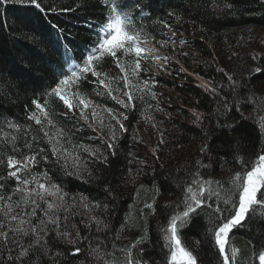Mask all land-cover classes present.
I'll use <instances>...</instances> for the list:
<instances>
[{
    "label": "trees",
    "instance_id": "trees-1",
    "mask_svg": "<svg viewBox=\"0 0 264 264\" xmlns=\"http://www.w3.org/2000/svg\"><path fill=\"white\" fill-rule=\"evenodd\" d=\"M41 2L43 12L29 4L0 5V177L5 178L0 179L3 185L0 195H11L12 201L21 196L13 194L18 181L8 178V172L15 169L7 167V158L12 156L19 161L43 149L37 155V163L17 175L29 180L36 176L41 183H46L37 174L47 172L52 182L67 193L63 202L47 197L49 202L60 205L55 209L61 219L59 230L71 233L70 237L56 240V246L50 248V255L63 253L56 257L58 264H126L128 250L145 235L148 241L142 246L148 254L145 259L163 264L159 230L172 211L167 206L180 197L178 184L189 179L188 174L194 171L192 162L203 159L199 153L202 144L209 143L211 151L209 159L204 160L210 167L201 169V174L210 173L211 178L223 182L224 189L229 186L228 177L239 169L234 154L244 159L254 158L258 147L264 145L258 125L259 118L264 116V0H121L123 10L131 12L134 24L138 30L143 29L147 41H162L170 32L188 36L187 52L195 66L190 67L186 61L188 69L184 73L176 75L172 81L162 80L149 71L152 61L142 57L140 76L138 80L133 78V83L142 85L147 80L156 97L152 99L146 92L127 89L136 97L132 102L134 107L129 109L121 108L104 94L102 86L101 95H96L97 86L92 82L96 78L91 74L81 80L79 90L101 105L97 112L104 124L115 127L118 138L111 149L105 144L107 128H100L99 119L93 122L91 108L87 109L86 122L78 109L69 112L61 101L51 98L52 119L66 133L57 139L73 156H79L82 178L66 174L62 167L64 160L56 162L57 156L52 155V145L40 131V125L28 117L35 111L32 101L43 103L44 94L55 86L64 65L66 48H71L79 58L91 47L95 33L89 24L103 23L107 10L101 0ZM225 3H231L232 8L226 9ZM50 6L56 11H48ZM69 8L73 10L61 11ZM256 66L262 68L260 73L253 71ZM102 69L114 77L123 75L111 58L103 61ZM228 75L235 84L228 80ZM205 82H211L210 87L216 88L218 94L206 90ZM163 85L171 87L177 96L158 98ZM117 86L122 88V81ZM102 108L124 112L128 116L123 121L127 131L121 132L116 121ZM236 108H240L244 119ZM193 111L203 114L199 123L194 122ZM219 121L235 127L219 128ZM45 130L50 135L55 132L50 125ZM161 139L164 144H160ZM26 144H31V149ZM78 146L99 149L108 162L101 163ZM153 149H157L156 156L152 154ZM41 156L47 159L42 160ZM67 171H74L71 158ZM205 178L208 177L205 175ZM20 186L37 187L35 183ZM105 187L111 195L104 191ZM81 196L87 200L82 202ZM31 198L40 203L36 216L30 217L34 225L38 223L37 218L46 219L47 204L34 194ZM3 203L0 201V207ZM96 204L100 206L95 207ZM146 204H151L152 208ZM22 206L25 212L34 207L31 203ZM0 220L6 224L5 231L19 223L7 221L2 213ZM95 220L103 222L99 231ZM206 222L207 216L202 214L181 230L182 239L194 251L198 264H221L222 257L207 233ZM77 231L81 239L75 244L68 243ZM49 237H55V232H49L46 239ZM9 239L26 243L28 238L9 233ZM262 243L264 219L256 217L246 221L244 227L234 229L229 237V244L239 249L236 264H257L252 254ZM76 247L81 251L72 255ZM0 251L8 254L4 249Z\"/></svg>",
    "mask_w": 264,
    "mask_h": 264
},
{
    "label": "snow or ice",
    "instance_id": "snow-or-ice-1",
    "mask_svg": "<svg viewBox=\"0 0 264 264\" xmlns=\"http://www.w3.org/2000/svg\"><path fill=\"white\" fill-rule=\"evenodd\" d=\"M101 2L107 10V15L103 23L96 26L89 24V27L93 28L95 33L92 46L81 53L79 58L73 54L71 48H66L64 65L61 66L55 86L51 87L44 94L46 98L43 99V103L36 99L32 101L35 111L28 117V119L40 125V131L44 133V137L52 145V155L57 156L56 162H59L61 159L64 160L65 163L62 167L66 174L76 175L77 178H82L79 174L80 158L79 156H73L67 148H64L60 144V139H57L58 137H64L66 133L62 128L57 127L55 121L52 119L53 114L50 110L51 98L61 101L69 112L78 109L81 118L86 122L89 119L87 109L91 108L93 122L95 123L99 119L100 128H107L105 144L108 149H111L118 138L115 127L111 124H104L97 112V109L101 108V105L96 104L92 99L88 98L86 93L79 90L81 80L86 79L88 74H91L92 77L96 78L92 81L97 86L96 95H101L99 89L102 86L104 94L114 100L123 109L134 107L132 102L136 99L133 92L127 89L137 90L141 93L146 92L151 95L152 99L156 97V93L151 91L147 80L143 81L142 85L139 82L133 83V78L138 80L140 76L141 58L147 59L145 54L151 51L141 46L142 43L147 41V35L144 34L142 28L137 29L131 12L123 10L121 0H101ZM9 3L29 4L42 12L45 11L41 0H0V5ZM216 6L219 7V5ZM224 7L231 9L232 5L231 3H225ZM72 10L70 8L61 9V11ZM48 11L54 12L56 9L50 6ZM160 23H163V21H160ZM165 27H168V25L165 24ZM153 39L155 38L153 37ZM168 42V40H162L160 43L161 46H164ZM128 56H134L135 58L127 61L124 58ZM106 58L113 60L120 73H123L122 76L114 77L103 71L102 63ZM164 59L167 58L165 57ZM253 59L255 60L256 57L253 56ZM220 71L223 72L224 70L220 69ZM253 71L260 73L262 68L256 66ZM228 80L235 84L231 75H228ZM121 81L122 88L117 86ZM210 85L211 82H205L203 86L206 90L210 89L214 94H218L217 89L210 87ZM124 97L127 99L125 100ZM139 99L142 100L143 95ZM251 99L252 97L250 96L249 100ZM224 107L227 108L228 105L225 104ZM102 111L106 112L112 120L116 121L121 132L127 131L123 121L127 120L128 116L124 112L112 108H102ZM236 111L240 112L241 119H244L240 108H236ZM63 115H67V113H63ZM193 115L196 117L195 123H199L203 118V114L196 111H193ZM49 125L55 129L52 135L49 134V131L45 130ZM258 125L262 138H264V116L259 118ZM153 126L155 127V125ZM217 126L228 130L235 127L234 124L223 121H219ZM160 136L162 137L163 133H160ZM207 138L208 135L206 134L204 137L205 141H207ZM164 143L165 141L161 139L160 144ZM25 146L31 149V144H26ZM78 147H82L83 151L89 152L91 156H96L101 163L106 164L108 162L107 156L100 153L99 149L85 146ZM210 151L209 143H203L199 149V153L203 156V159H197L192 162L194 171L188 174L189 179L181 181L178 184L180 188L179 199L167 206L172 211L167 217L166 224L162 225L159 230L160 239L163 241V264H198L194 251L182 239L181 230L192 221L201 217L202 214L207 216L206 230L214 240L218 253L222 257L221 264H236L239 254V249L229 244L230 233L236 228L244 227L245 222L253 217L264 219V145L258 147L254 158L244 159L238 154H234V159L238 163L239 169L228 177L227 183L229 186L226 189L223 188V182L211 178L210 173L205 174L208 178H205V175L201 174V169H208L210 167L209 163L204 162V160L209 159ZM42 152L43 149L33 155H26L23 161H18L12 156L7 158V167L15 169L8 172V178H16L18 181L13 194L20 193L21 196L19 200L12 201L11 195L7 197L0 195V201L4 202L2 207H0V213L9 222L19 221L18 224L8 227L7 231H5L6 224L4 220H0V249H4L8 253L5 255L4 251H0V264H58L56 257L62 256L63 253L56 252L50 255V248L56 246V240L71 236V233L59 230L61 219L56 215L55 209L60 207V205L54 201L49 202L47 200V197H55L58 201H64L67 193L63 192L60 185L53 183L47 172L37 174L42 176L46 183H41L36 176H32L31 180H29L27 178L21 179L17 175L21 170L28 171L32 165H35L37 163V155H40ZM156 152L157 149H153V156H156ZM112 154L114 155L115 153ZM70 158L74 171H67ZM41 159L46 160L47 156H41ZM88 175L91 176L92 173L88 172ZM0 179L5 178L0 177ZM30 183H35L37 187L28 189L27 187L20 186H27ZM2 188L3 185L0 184V189ZM221 189H223V192ZM104 191L111 195L108 187H105ZM33 194L39 198V201L47 204V208L44 209L46 219L37 218L38 223L34 225L30 217L36 216V210L40 208V203L36 199L31 198ZM80 200L84 202L87 198L81 196ZM29 203L34 207H32L31 211L25 212L22 205ZM99 206V204L95 205V207ZM85 207H88L87 203H85ZM146 207L152 208V205L146 204ZM16 209H20V211L17 212ZM64 219H67V217ZM95 223L99 231V225L103 222L95 220ZM24 225H29L30 227H24ZM48 225H54L55 227L49 228ZM104 227H107V225H104ZM49 232H55V237L46 239ZM9 233L13 236L19 235L21 238L26 237L28 238L27 242L24 243L16 239L10 240ZM80 239V233L77 231L75 238L68 239L67 242L75 244ZM147 242V236L145 235L132 245V249L136 251L134 253L132 249L128 250L126 264H156L155 261L145 259L148 254L142 246ZM10 245L12 246L10 247ZM226 246H228L230 251L226 250ZM16 249L19 250L16 251ZM14 251L16 254L12 255ZM80 251L81 249L76 247L72 255ZM93 251L96 250L94 249ZM252 258L257 264H264V243L260 245L258 250L253 252Z\"/></svg>",
    "mask_w": 264,
    "mask_h": 264
},
{
    "label": "rangeland",
    "instance_id": "rangeland-1",
    "mask_svg": "<svg viewBox=\"0 0 264 264\" xmlns=\"http://www.w3.org/2000/svg\"><path fill=\"white\" fill-rule=\"evenodd\" d=\"M187 38L188 36H185V34L179 35L170 32L165 35L164 40H168L169 42L164 46H161V41L158 43L146 42L149 44L144 45L145 48L151 51L147 52L145 55L154 62V67H149V71H152L150 72L155 78L172 81V78L184 73L185 70L188 69L186 61H188L190 67L195 66V61L190 57L189 52H187ZM182 41L183 43H181ZM165 57L167 59H164ZM159 94H164L161 97L163 99L167 98L169 95L177 96V93L168 85H163L158 95Z\"/></svg>",
    "mask_w": 264,
    "mask_h": 264
},
{
    "label": "bare ground",
    "instance_id": "bare-ground-1",
    "mask_svg": "<svg viewBox=\"0 0 264 264\" xmlns=\"http://www.w3.org/2000/svg\"><path fill=\"white\" fill-rule=\"evenodd\" d=\"M163 95H164V94H159V95H158V98H161ZM19 161H20V160H19Z\"/></svg>",
    "mask_w": 264,
    "mask_h": 264
}]
</instances>
